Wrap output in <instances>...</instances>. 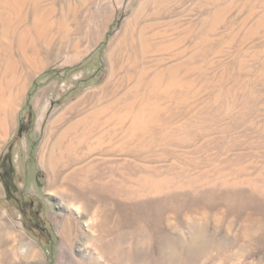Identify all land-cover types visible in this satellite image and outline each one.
<instances>
[{"label":"rangeland","instance_id":"rangeland-1","mask_svg":"<svg viewBox=\"0 0 264 264\" xmlns=\"http://www.w3.org/2000/svg\"><path fill=\"white\" fill-rule=\"evenodd\" d=\"M3 158L0 264H264V0H0Z\"/></svg>","mask_w":264,"mask_h":264},{"label":"trees","instance_id":"trees-1","mask_svg":"<svg viewBox=\"0 0 264 264\" xmlns=\"http://www.w3.org/2000/svg\"><path fill=\"white\" fill-rule=\"evenodd\" d=\"M21 130L22 129L20 128V132ZM4 160L5 158H3L1 161L4 162V168H0V180L5 185L9 197L17 200L16 194L18 193V189L15 184V172L13 167L11 166L12 162ZM1 165H3V163H1Z\"/></svg>","mask_w":264,"mask_h":264},{"label":"bare ground","instance_id":"bare-ground-1","mask_svg":"<svg viewBox=\"0 0 264 264\" xmlns=\"http://www.w3.org/2000/svg\"><path fill=\"white\" fill-rule=\"evenodd\" d=\"M143 6V5H142ZM141 6V7H142ZM108 83V82H107ZM107 83H106V85H107ZM105 85V86H106ZM117 102V101H116ZM113 104H115V103H112L111 105H113ZM76 106V105H75ZM74 107V105L73 106H71V108H73ZM107 108V107H106ZM104 111V108H102V109H99V110H97L96 112H94L92 115H91V117H92V119L94 118V120H93V122H97V120L101 117V113ZM65 117V115H62L61 117H60V120L61 119H63ZM59 118V117H58ZM57 118V119H58ZM85 119H88V116L87 117H85V118H82V119H80L76 124H71L68 128H67V131H68V129L70 128V127H72V128H76V127H79L80 126V123L81 122H83V121H85ZM70 226L68 225H66L65 227H64V232H65V234H68L69 232H70ZM26 256L27 257H30V253L29 252H26Z\"/></svg>","mask_w":264,"mask_h":264}]
</instances>
